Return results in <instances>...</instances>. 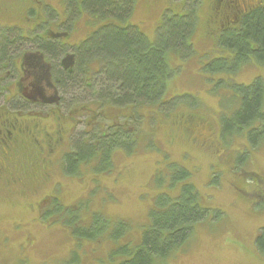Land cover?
I'll list each match as a JSON object with an SVG mask.
<instances>
[{"label": "rangeland", "instance_id": "obj_1", "mask_svg": "<svg viewBox=\"0 0 264 264\" xmlns=\"http://www.w3.org/2000/svg\"><path fill=\"white\" fill-rule=\"evenodd\" d=\"M133 4L132 13L124 24L137 27L151 42L165 14H183L188 8H197L196 28L190 39L192 53L183 58L174 52L166 56L174 72L167 81L164 100L177 101L165 106L167 111L160 112L154 106H141L136 111L137 119L131 120L132 108L100 107L91 97L94 91L90 89L67 93L60 90L58 103L51 104L58 105L59 116L64 119L58 121L62 124L61 129L76 124L69 130V135L72 131H85V140L90 134H94L96 140L99 132H109L110 126L123 125L125 130L128 128L135 133L134 145L131 141L125 149L114 151L112 170L96 172L83 168L80 177L53 175V179L58 180L56 186L53 183L38 189L28 198L10 196L12 189L6 190L0 183V264H98L109 261L111 250L125 244L134 246L138 242L154 196L160 193L178 196L180 181H174V186L168 188L175 172L174 164L176 168L190 172L186 183L194 185L201 206L221 209L223 218H208L197 224L187 243L168 256L163 264H264V253L255 249L258 230L264 228V208L259 210L258 206L248 203L236 190L241 184L242 172H255L264 178V138L257 147H252L242 134L223 139L220 120L237 107L231 98L234 94L232 84L248 85L257 75L264 80V67L248 61L234 72L215 73L207 68L216 58H229L230 53L218 45L216 34H208L204 3L199 5L196 0H133ZM47 6L51 8L49 11L58 14L60 21L69 15L65 0H0V35H7L6 31L14 32L13 28H17L24 36L36 28L54 26L50 24L51 13L40 18L46 13L42 10L48 9ZM51 19L57 18L52 15ZM98 23L101 22L90 20L85 12L76 16L72 32L69 30L68 37L62 38L68 45L66 50L71 51L73 44L81 41ZM117 24L123 25L122 22ZM61 27L65 28L62 24ZM23 49L29 50L28 46L16 47L14 56ZM7 70L11 67L0 70V113H3L1 110L11 113L18 110L13 107V102L25 104L20 96L9 99L15 93L14 80H18V76L15 72L5 74ZM84 105L89 107L88 111L80 109ZM51 106L32 102L20 110L39 112L44 119L37 118L34 122L47 127L50 132L57 126L53 122L54 113L49 114L53 110ZM187 115L199 119L200 123L189 138L176 129L178 124L170 125L172 120L180 121ZM69 135L64 137L66 143L61 139V150H65L72 140ZM52 189L55 195L57 191L63 194L64 202L77 203V220L84 226H91L96 214L106 221L104 229L107 232L118 229L123 235L117 241L108 235L100 242L76 241L64 225L51 222V218L45 221L46 225L43 220H36L40 214H35L34 203L41 197L50 200ZM27 204H33L32 209Z\"/></svg>", "mask_w": 264, "mask_h": 264}, {"label": "trees", "instance_id": "obj_2", "mask_svg": "<svg viewBox=\"0 0 264 264\" xmlns=\"http://www.w3.org/2000/svg\"><path fill=\"white\" fill-rule=\"evenodd\" d=\"M65 2L69 10L65 20L60 21L58 14L49 11L51 9L49 6L48 9L42 10L46 13L40 18L51 13L50 24L55 27L62 24L66 35L72 32L75 17L83 12L89 15L90 20L101 23L91 29L81 41L75 42L71 51L66 50L67 43L60 37L59 41L56 39L42 41L39 37L48 30L45 27L36 28L28 32L27 36H23L17 28H13L14 32L6 31L7 35H0V70L5 64L7 66L13 64L14 58L18 56L13 54L16 47L30 45L34 49H41L54 62L60 55L70 52L73 56V64L66 70L57 68L55 72L58 76L57 86L60 93V90L67 93L71 90L86 92L90 89L91 92L94 91L91 97L100 104V107L108 105L132 108L133 114L129 117L131 120L137 119L136 111L141 106H154L160 112L167 111L165 106L168 107L177 101L164 100L167 81L174 72L170 69L166 56L169 52H174L183 58L192 53L190 39L196 28L197 8L191 7L186 10L184 8L183 14H165L156 30L155 39L151 42L137 27L124 24L134 8L133 0H65ZM65 11L66 9L61 12ZM52 15L57 19L52 20ZM121 22L123 25L117 24ZM66 35L63 37H68ZM218 45L229 50L232 55L229 58L219 57L214 60L211 64H215L207 67L210 71L234 72L241 67V64L251 59L257 66L264 67V5L243 20L241 30L220 35ZM92 74L95 76L94 79ZM232 89L234 94L231 98L237 107L229 116L221 117V137L226 139L242 134L247 137L252 147H257L264 138L263 77L255 76L248 85L232 84ZM12 105L17 107V104ZM55 108L53 122L61 129L62 124L58 121L64 119L59 116L57 107ZM80 109L88 111V106H80ZM170 125H177L176 129L181 130L182 136L189 138L199 128L200 123L199 119L187 115L180 121L172 120ZM109 128V132H99L98 135L101 134L97 135L96 140L93 139L94 134H90L89 139L85 140L87 135L85 131L72 134L73 141L69 142L65 150L60 148V154L58 153L55 159L50 156H47V159L32 156L30 151L29 158L14 159L13 180H20L21 172L25 170L29 173L28 177H25L27 181L25 183L31 185L41 183L39 186H42V181L46 180L45 185L39 187L41 189L53 183L57 185L58 180L55 181L53 175H57L58 178L80 177L83 168H91L96 172L112 170L114 151L118 148L125 149L126 144L131 141L134 145L135 133L128 128L125 130L123 125ZM171 133L174 136V132ZM48 139L45 144L52 146V137L49 136ZM19 146L20 153L27 149L26 144ZM172 168L175 172L171 176L168 188L174 186V181H180L178 196L171 197L163 193L154 196L152 205L147 210V222L142 227L138 242L134 246L125 244L111 250L108 254L109 261H101L98 264H163L168 256L187 243L197 224L203 223L208 218L211 220L223 218L221 209L210 210L201 206L194 185L186 183V179L190 176L188 170L176 168L175 164ZM36 169L40 174H36ZM44 170L48 171L50 178L44 177ZM240 178L241 184L236 187L237 194L248 203L258 206L259 210L263 209L264 178L255 172H242ZM51 191L50 200L41 197L39 202L34 203L35 214H40H37L36 220H43L45 224V221L51 218V222L64 225L63 227L76 241L85 239L100 242L107 235L117 241L123 235L118 229L107 232L104 229L106 221L96 214L92 217V225L84 226L77 220V203H66L60 191L56 190V195L60 196H56L53 189ZM9 192L10 196L23 194L18 187L12 188ZM255 249L258 253H264V228L258 230Z\"/></svg>", "mask_w": 264, "mask_h": 264}, {"label": "flooded vegetation", "instance_id": "obj_3", "mask_svg": "<svg viewBox=\"0 0 264 264\" xmlns=\"http://www.w3.org/2000/svg\"><path fill=\"white\" fill-rule=\"evenodd\" d=\"M197 2L199 5L201 4L200 2L206 5L205 19L208 33L216 34L218 38L220 35L223 36L224 33L241 30L243 20L264 5V0H197ZM51 28L44 31V34L41 33L43 35L39 38L42 41L48 42L54 39L59 41V37L62 39L66 35L60 25ZM28 49L21 50V55L19 53L17 58H14L13 64H8L11 70L5 72V74L9 75L13 72L17 73L18 80H14L16 82L15 93L11 97L14 95L20 96L25 104H15L18 110L13 113L8 112V110L0 113V183L6 187V190L18 187L23 193L21 195L27 198L34 195L37 188L44 186L46 180L42 181V186H39L41 183L37 185L25 183L27 182L25 177H28L29 174L25 170L21 172L24 178L21 176L20 180H13V160L18 157L29 158V151L32 156L46 157L45 159L50 156L55 159L57 154H60L62 140L64 141V137H68V132L71 129L69 126L66 130L56 126L55 129L49 132L47 127L38 124L37 121L34 122L38 119H44L39 112L32 113L23 109L21 111L20 108H24L27 103L31 104L34 102L38 105L47 103L52 105V109H55L54 107L58 105L55 103L51 104V102L58 103L59 88L57 86L58 76L55 73L56 69L66 70L74 62L71 54L60 55L57 61L54 62L41 49H34L30 45ZM9 66L5 64L3 68L9 69ZM21 81L27 82L21 83ZM49 114H53V110H50ZM49 136L52 137V146L51 144H45V141L49 140ZM19 144H26L27 146V149L22 153L18 152ZM43 173H45L44 177L50 178L48 171L44 170ZM36 174H40L37 169ZM260 183L263 185L262 182ZM27 205L31 208L33 207V204Z\"/></svg>", "mask_w": 264, "mask_h": 264}]
</instances>
